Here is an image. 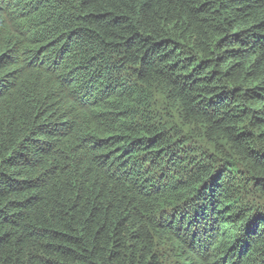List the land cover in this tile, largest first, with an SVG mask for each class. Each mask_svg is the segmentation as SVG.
Listing matches in <instances>:
<instances>
[{"label": "trees", "instance_id": "trees-1", "mask_svg": "<svg viewBox=\"0 0 264 264\" xmlns=\"http://www.w3.org/2000/svg\"><path fill=\"white\" fill-rule=\"evenodd\" d=\"M0 264H264V0H0Z\"/></svg>", "mask_w": 264, "mask_h": 264}]
</instances>
